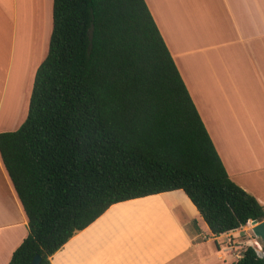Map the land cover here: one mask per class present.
<instances>
[{
  "label": "trees",
  "instance_id": "trees-1",
  "mask_svg": "<svg viewBox=\"0 0 264 264\" xmlns=\"http://www.w3.org/2000/svg\"><path fill=\"white\" fill-rule=\"evenodd\" d=\"M0 157L27 217L8 264H39L111 205L182 190L210 232L264 219L230 178L145 0H53L25 120ZM233 264H263L251 245Z\"/></svg>",
  "mask_w": 264,
  "mask_h": 264
},
{
  "label": "crops",
  "instance_id": "crops-1",
  "mask_svg": "<svg viewBox=\"0 0 264 264\" xmlns=\"http://www.w3.org/2000/svg\"><path fill=\"white\" fill-rule=\"evenodd\" d=\"M145 2L230 178L264 206V0ZM52 5L0 0V132L15 130L23 97L29 103L27 86L48 50ZM35 39L30 51L40 58L22 77L18 55ZM240 232L212 234L182 190L167 191L111 205L50 264H233L239 245L229 239ZM27 234L0 157V264Z\"/></svg>",
  "mask_w": 264,
  "mask_h": 264
},
{
  "label": "rangeland",
  "instance_id": "rangeland-1",
  "mask_svg": "<svg viewBox=\"0 0 264 264\" xmlns=\"http://www.w3.org/2000/svg\"><path fill=\"white\" fill-rule=\"evenodd\" d=\"M39 38H40V34H39ZM33 39H31L32 41ZM34 46H38V40L35 39V42L31 43L30 42V46L27 50L26 53H21L20 57L18 55V58L20 59L18 64L21 62L20 64V68H18L19 72L21 71L22 74L21 76L23 77H27L28 78V75L32 73V70L34 69V66H36V63L38 61V59L40 58V54H39V58H37V52L35 51L34 53H31V49L32 47ZM34 49V48H33ZM35 54V55H34ZM24 55V61L21 60L22 56ZM36 56V57H35ZM35 57V59H37V61L34 63V64H31V61L32 59ZM177 64V63H176ZM178 66V64H177ZM18 67V66H17ZM25 72V75L23 74ZM29 80V79H28ZM27 80V81H28ZM31 85H32V81H30V84L27 86V94L28 92L30 91L31 89ZM27 107H28V102L26 101V98H25V103H24V97H23V101L20 103V109H18V117H17V120L16 122L18 121V125L16 127V129L22 124V122L25 120L26 118V114H27ZM10 124V123H9ZM16 124V123H15ZM8 130H11V129H8ZM251 225L248 224L246 227H243V228H240L241 229V232L239 233L238 236L236 237H232L229 239V243L231 244H238L239 245V248L237 251H239L240 253L243 251L244 247L246 246H253L257 252V254L259 256H262L263 255V245H262V242L261 240L256 237L252 230H251ZM236 240H238V243L236 242Z\"/></svg>",
  "mask_w": 264,
  "mask_h": 264
},
{
  "label": "water",
  "instance_id": "water-1",
  "mask_svg": "<svg viewBox=\"0 0 264 264\" xmlns=\"http://www.w3.org/2000/svg\"><path fill=\"white\" fill-rule=\"evenodd\" d=\"M251 230L253 232V234L258 237L263 245V255L261 257H263V264H264V219L261 221H257V220H251L250 222ZM40 255L36 254L32 260L30 264H39L40 263Z\"/></svg>",
  "mask_w": 264,
  "mask_h": 264
},
{
  "label": "bare ground",
  "instance_id": "bare-ground-1",
  "mask_svg": "<svg viewBox=\"0 0 264 264\" xmlns=\"http://www.w3.org/2000/svg\"><path fill=\"white\" fill-rule=\"evenodd\" d=\"M23 72H24V71H23ZM24 73H25V72H24ZM24 73H23V74H24Z\"/></svg>",
  "mask_w": 264,
  "mask_h": 264
}]
</instances>
